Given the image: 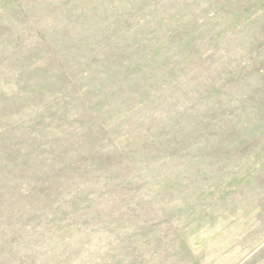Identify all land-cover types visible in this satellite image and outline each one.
I'll return each mask as SVG.
<instances>
[{"label":"rangeland","instance_id":"1","mask_svg":"<svg viewBox=\"0 0 264 264\" xmlns=\"http://www.w3.org/2000/svg\"><path fill=\"white\" fill-rule=\"evenodd\" d=\"M0 264H264V0H0Z\"/></svg>","mask_w":264,"mask_h":264}]
</instances>
